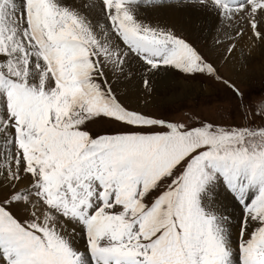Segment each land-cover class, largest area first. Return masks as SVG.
I'll use <instances>...</instances> for the list:
<instances>
[{
    "label": "snow or ice",
    "instance_id": "obj_1",
    "mask_svg": "<svg viewBox=\"0 0 264 264\" xmlns=\"http://www.w3.org/2000/svg\"><path fill=\"white\" fill-rule=\"evenodd\" d=\"M258 51L264 0H0V264H264ZM180 81L235 104L174 119Z\"/></svg>",
    "mask_w": 264,
    "mask_h": 264
},
{
    "label": "rangeland",
    "instance_id": "obj_2",
    "mask_svg": "<svg viewBox=\"0 0 264 264\" xmlns=\"http://www.w3.org/2000/svg\"><path fill=\"white\" fill-rule=\"evenodd\" d=\"M190 38L192 37L190 36ZM200 46L203 49H206L207 42L205 40L200 41ZM263 56L264 53H261L258 56H255L254 59L252 58L253 60L250 61V66L247 74H244L245 77H242L241 75V77L237 79V83L240 85L242 90L251 95L254 99L264 96V78H260L261 75H264V66H262V63L264 62ZM221 73L223 75H231L229 73L228 66L222 67ZM201 85L203 87V91L198 88ZM195 86L196 88H193L192 91L187 95L174 97V99H171L170 101L167 100V112L172 115V118L180 119L181 117L179 115V112L181 109H183L184 111L190 110L193 112H200L209 118H214L216 115L214 110L217 107H228L230 104H235V100L232 97L231 93L222 85L213 84L211 82H197ZM173 101H175V103H173ZM164 102L165 101H163L162 99L159 101L161 105H163ZM149 110L156 112L155 108ZM236 115L238 116V113H236ZM236 122H239L238 119L236 120ZM101 127L104 126H95L96 129H99Z\"/></svg>",
    "mask_w": 264,
    "mask_h": 264
},
{
    "label": "bare ground",
    "instance_id": "obj_3",
    "mask_svg": "<svg viewBox=\"0 0 264 264\" xmlns=\"http://www.w3.org/2000/svg\"><path fill=\"white\" fill-rule=\"evenodd\" d=\"M163 20H164V22L171 24L177 31H182L183 33H186V35H189L192 38L198 37L200 39V41L205 40L207 42V48L211 45L212 37L209 35L206 28L203 32L200 31L201 24H206L207 26H211L213 24V20L211 17H208L206 20L204 17H200V18H198V22H196V21H193L191 18H189L185 14L176 13L174 15L170 14V15L164 17ZM214 34L215 33H213V35ZM259 54H261V53H259V51H258L255 56H258ZM254 57H253V59H254ZM253 59H251V60H253ZM263 60H264V58H263ZM262 66H264V62L262 63ZM229 73L231 74L230 68H229ZM225 75H227V74H225ZM241 75H242V77H245L244 74H241ZM241 75H240V77H241ZM260 78H264V75H261ZM137 83L138 82H134L132 85H128L127 87H125L124 86L125 82H121L120 91L123 93V92H126L129 89H131V91L135 92ZM179 83L181 85L180 89L175 94L169 93L167 95L168 101H170L171 99H174V97H177V96L180 97L183 95H187L188 93H190L192 91L193 88L194 89L196 88L195 85L189 86V85H186L183 81H180ZM198 88L201 89V86H199ZM202 89H203V87H202ZM234 210H235V214L239 215V211H238V209H235L234 205H230L227 208L228 212H234Z\"/></svg>",
    "mask_w": 264,
    "mask_h": 264
}]
</instances>
